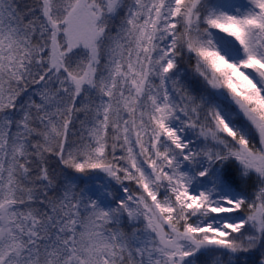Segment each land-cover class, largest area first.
I'll return each mask as SVG.
<instances>
[{
  "label": "snow or ice",
  "instance_id": "6c2138e0",
  "mask_svg": "<svg viewBox=\"0 0 264 264\" xmlns=\"http://www.w3.org/2000/svg\"><path fill=\"white\" fill-rule=\"evenodd\" d=\"M0 264H264V0H0Z\"/></svg>",
  "mask_w": 264,
  "mask_h": 264
},
{
  "label": "trees",
  "instance_id": "16d2710c",
  "mask_svg": "<svg viewBox=\"0 0 264 264\" xmlns=\"http://www.w3.org/2000/svg\"><path fill=\"white\" fill-rule=\"evenodd\" d=\"M100 177H102V179H103V178L106 179V178L103 176V174H100Z\"/></svg>",
  "mask_w": 264,
  "mask_h": 264
}]
</instances>
